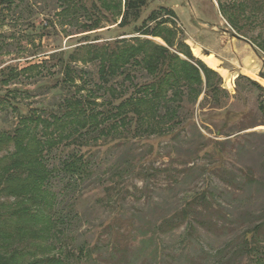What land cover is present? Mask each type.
I'll return each instance as SVG.
<instances>
[{
    "label": "rangeland",
    "instance_id": "374dc122",
    "mask_svg": "<svg viewBox=\"0 0 264 264\" xmlns=\"http://www.w3.org/2000/svg\"><path fill=\"white\" fill-rule=\"evenodd\" d=\"M71 1L72 9L64 12V0H0V132L13 133L22 116L46 120L61 116L67 103L76 99L83 102L87 115L97 117L95 122L89 117L87 127L80 131L72 128L65 140L45 152V162L53 173L47 185L54 198L49 216L57 219L60 229L45 239L32 237V245L20 243L26 257L60 256L68 264H131L112 259L106 251L117 230L140 249L135 264H141L154 246L167 264L175 252L183 254L181 263L175 264H184L188 252L201 256L203 248L224 249L232 264H264V256H241L234 249L245 226L264 222V124L260 110L264 90L247 79L264 87L260 75L264 53L258 54L259 46L264 48V0H151L141 14L142 21L154 9L172 8L175 14L168 17L166 26L176 31L173 46L160 36H140L173 52L185 43L201 59L192 49L195 45L202 54L213 53L219 59L226 72L218 71L222 81L213 80L227 92L223 108L244 112L241 120L234 117L227 125L222 120L204 119L201 111H217L222 104L203 93L195 96V102L184 85L178 89L179 96L168 91L167 98L159 100L157 117L141 102L142 117L128 104L121 106V111L118 105L131 95L148 99L142 86L152 77L142 64L132 62L106 82L100 76L97 51L91 50L115 38L118 32L113 31L115 25L108 16L114 14L120 21L125 0L120 8L117 0H101L100 11L93 7V0ZM95 15L101 17L102 27L88 30ZM133 29L131 25L119 30L128 32L121 38L137 35ZM239 75L243 76L237 80ZM170 105L178 106V114L165 118ZM247 112L251 117L246 120ZM246 123L254 126L241 128ZM42 133L39 131L40 137H46ZM217 148L226 157V169L217 172L222 178L211 171V164L217 162ZM12 150L11 146L2 151L0 157ZM74 154H85L88 170L75 178L64 169L65 161ZM239 167L251 168L258 182L245 184L240 176L233 185L225 183L234 180L227 168L240 174ZM210 181L213 188H201ZM202 189L212 190L215 205L232 214V221H227L230 234L218 237L201 231L185 242L184 228H180L159 238L155 235L156 244L151 242L144 249V236L153 235L157 224L177 213L186 198ZM2 201L10 206L15 203L14 198ZM110 222L117 228H108ZM86 246L98 250L96 260H90L88 254L79 255L80 248Z\"/></svg>",
    "mask_w": 264,
    "mask_h": 264
},
{
    "label": "trees",
    "instance_id": "16d2710c",
    "mask_svg": "<svg viewBox=\"0 0 264 264\" xmlns=\"http://www.w3.org/2000/svg\"><path fill=\"white\" fill-rule=\"evenodd\" d=\"M1 1L11 2V0ZM64 1L66 2L64 12H68L74 4L71 0ZM117 1L120 8L121 0ZM150 2L151 0H125V11L120 21L114 14L113 18L108 16V21L115 25L113 31L118 32L113 36L115 38L91 50L92 53L97 51L96 53L101 61L100 76L106 82L122 73L124 68L132 62L142 64L152 77L149 82L142 86L143 90L147 92L145 97L148 99L131 95L118 105L120 110L124 111L121 106L128 104L132 106L133 112L138 117H142L145 112L138 106L141 102L146 105V109H148L151 116L157 117L160 113L159 108L156 106L159 104V100L166 99L168 91H172L174 96H179L181 91L178 89L184 85L191 92L188 97L194 99L195 102L196 97H200L203 93L204 97L207 96L213 99L217 105H223L217 106V111L213 110L217 108L208 111L201 108L204 119L222 120L224 125H227L229 119L236 117V120H238L243 117V111L233 112L223 108L224 102H226L224 99L228 96L227 92L220 82L213 80V77H217L222 81L220 74L209 67L202 59L196 58L185 43V45L179 44L176 48L177 53L162 44L148 38L143 39L140 36V34L160 36L168 45H174L172 39L176 38V31L166 26L170 21L168 17H173L175 14L172 8L154 9L141 21V14ZM103 3L101 0H93V7L100 11ZM106 12L110 13L109 11H102L101 13L107 15ZM224 12L226 13V10ZM231 20L235 23L233 19ZM92 22L88 25V30L102 27L101 17L95 15ZM130 24L137 35L130 38H121L128 32L123 31L120 33L119 30L131 26ZM164 32L168 34L164 35ZM259 47L261 52L259 51L258 54L262 56L264 48ZM262 47L264 46L262 45ZM179 53L187 58L181 57ZM260 75L264 78V71L260 72ZM242 76L239 75L237 80ZM247 79L251 84L264 90V87L257 80L250 77H247ZM67 104L68 109L61 116L54 115L50 120L43 119L40 116H22L13 133L0 132V153L8 150L11 146L13 147L12 151L0 157V264L69 263L67 259L60 256H53L52 258L35 256L28 259L22 247L18 246L22 242L32 245L33 243L29 242L32 237L45 239L59 232L60 225L57 223V219L49 216V206L53 203L52 199L54 198L53 194L49 193L47 185L53 173L45 162V152L53 150L65 140L72 128L80 131L81 128L87 127L89 117L94 122L97 120V117L87 115L86 108L79 99ZM151 104L154 106L152 107ZM177 107L170 105L168 111L164 114L165 118L176 117L178 114ZM260 110L261 121L264 124V103H262ZM248 117H251L249 112L246 113V120ZM70 122H72V125H67ZM90 125H94V123ZM242 125L241 128L243 129L254 126L250 123ZM41 130L42 134H46V137H40L39 131ZM213 142H216V140H213ZM216 150L218 152L217 162L211 164V171L222 178L223 176L217 172L221 167L226 169V157L221 149L217 148ZM64 169L74 178L81 175L85 170V173H87L85 154H74L72 158L65 161ZM239 171L240 174H235V172L228 171L227 168L226 173H233L234 180L232 182H226L225 180V183L233 185V183L240 181V176L244 178L241 181L245 184L258 182L251 168L239 167ZM226 177H228V174ZM109 188L107 187V189ZM201 188H213L212 182L210 181ZM106 191L109 193V190ZM2 198H14L15 203L12 206L7 205L2 201ZM214 198L215 193L209 189H202L193 196L186 198L177 213L168 215L156 225L153 235L144 236L142 239L144 249H146V246L148 248L151 242L153 245L156 244L154 242L155 235L159 238L161 234L173 233L180 228H184L185 242L192 240L191 238L201 231L212 233L218 237L230 234L227 221H232V214L231 216L225 214L222 209L218 208L215 205ZM107 227L113 230L117 228L114 227L112 222ZM118 233L119 231L116 230L115 236L108 244L109 247L106 250L108 255L112 259L117 258L120 263L126 261H131V264L137 263V251L140 249H137L132 241L121 237ZM121 239L125 240L122 241ZM234 249L236 254L241 256H264V222L247 228L245 226ZM159 250L157 246H154L141 264H167L165 262L166 258L159 253ZM223 251L225 250L206 251L203 248V255L201 256L188 252L185 255L184 264H232L230 263L231 256L223 253ZM98 253V250L96 251L94 247L89 246L82 247L79 250V255L88 254L90 260H96ZM182 257L183 254L178 255L175 252L168 260V264L181 263Z\"/></svg>",
    "mask_w": 264,
    "mask_h": 264
},
{
    "label": "bare ground",
    "instance_id": "6f19581e",
    "mask_svg": "<svg viewBox=\"0 0 264 264\" xmlns=\"http://www.w3.org/2000/svg\"><path fill=\"white\" fill-rule=\"evenodd\" d=\"M192 49L194 53L198 55L209 67L215 69L216 71H221L223 73L226 72L225 69L219 65V59L213 53L207 55L202 54L200 51V47L195 45L192 47Z\"/></svg>",
    "mask_w": 264,
    "mask_h": 264
},
{
    "label": "water",
    "instance_id": "95a60500",
    "mask_svg": "<svg viewBox=\"0 0 264 264\" xmlns=\"http://www.w3.org/2000/svg\"><path fill=\"white\" fill-rule=\"evenodd\" d=\"M237 35V37H241V38H243L242 36H240V35H238V34H236Z\"/></svg>",
    "mask_w": 264,
    "mask_h": 264
}]
</instances>
